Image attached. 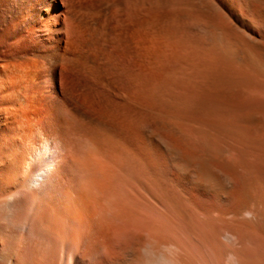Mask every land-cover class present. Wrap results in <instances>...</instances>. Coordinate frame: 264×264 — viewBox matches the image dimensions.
Masks as SVG:
<instances>
[{
    "label": "bare ground",
    "instance_id": "1",
    "mask_svg": "<svg viewBox=\"0 0 264 264\" xmlns=\"http://www.w3.org/2000/svg\"><path fill=\"white\" fill-rule=\"evenodd\" d=\"M189 52L264 77V0H0V264H264V171L139 119Z\"/></svg>",
    "mask_w": 264,
    "mask_h": 264
},
{
    "label": "rangeland",
    "instance_id": "2",
    "mask_svg": "<svg viewBox=\"0 0 264 264\" xmlns=\"http://www.w3.org/2000/svg\"><path fill=\"white\" fill-rule=\"evenodd\" d=\"M194 55L196 58L194 57ZM211 55L212 54H210V53H205L204 55L201 54L199 56L197 54H192L191 52H189L188 57H187L188 59L184 63L173 62V63H169V64H165V65L156 67V69H157L156 71L159 72L160 74L158 73L159 76L153 81L154 94L152 95L151 99H149L145 96H143L140 99V103L138 106V116H139L140 121L143 124L145 123L144 125L148 126V130L150 128H151V130L155 129V128H159L160 131H162L164 133L167 132L170 135L171 141L175 144L182 145L187 150V152L189 151L188 153L191 156H202V157H204V156L210 155V157L212 156L216 159L220 158V159H218L220 161L225 160V161L232 162L234 165V174H235L234 175V188H235L238 185L237 184V181H238L237 177L241 171L248 173L253 168L260 169L261 171H264V165H263L264 164V162H263L264 161V141H263L264 140V130H263L264 124L262 125V123H264V115H262V114H264L263 113L264 112V110H263L264 109V103H263L264 102V77L260 76L259 74H255L249 70L244 71L245 68L242 69L243 67L241 68V66H239V65L234 66V68H236V70H235L237 72L236 73L233 71L234 68L232 66V63H234V60H230L227 58V59H225V62H224L223 58H225V57H221L219 55L218 56L212 55V57H211ZM190 56H191V58H190ZM198 57H200V60ZM205 57H207V58H205ZM193 59L195 62L193 61ZM221 59H222V61H221ZM201 60H203V61H201ZM217 60H218V63H217ZM219 60H220V62H219ZM226 60H227V62H226ZM196 62H197V65H196ZM187 63H189V64H187ZM194 63L196 65V67H195ZM226 63H228V64L225 65ZM229 65H231V67ZM190 66H191V68H190ZM217 68H218V70H217ZM224 68H225V70H224ZM240 68H241V70H240ZM185 69L187 71H185ZM189 69H190V71H189ZM200 70H202L203 72ZM239 70L242 71L243 73L238 72ZM194 71H195V74H194ZM229 71H230V73H229ZM212 72H213V74H212ZM238 73H242L243 76H242V74H238ZM168 74H169V76H168ZM251 74H253V75H251ZM193 75L196 77H194ZM182 77H183V79H181ZM257 77H258V79H257ZM190 78H191V80H190ZM179 79H180L181 83H179ZM187 79H188V82H187ZM184 80H185V82H184ZM201 85H202V87H201ZM163 87H165V88H163ZM171 87H173V88H171ZM243 87H245V88H243ZM160 89H161V91H160ZM188 89H189V91H188ZM231 89H232V92L230 91ZM211 91H212V93H210ZM214 91L216 93L218 92L217 96H219V98L216 96V93ZM184 92H186V93H184ZM190 92H191V94H190ZM201 92H204V93H201ZM239 92H241V93H239ZM178 93H180V94H178ZM238 93L240 95H238ZM245 93L248 94L249 96H251V98L248 97L249 100L247 97H245V96H248ZM165 94H167V96H165ZM233 95H234V100H233ZM252 98L255 100H253ZM142 99L143 100L146 99V100L143 101ZM235 99L236 100L238 99L239 101L238 100L236 101ZM246 100H248V101H246ZM258 100H259V102H258ZM257 103L260 104L259 109H257L258 108ZM250 104H251V106H250ZM247 106H248V108H247ZM260 106L262 109H260ZM243 107H245V108L243 109ZM255 108L259 111L262 110L263 112H257L256 113ZM245 109H246V111H245ZM247 109L250 111H248ZM242 110L244 111V114H243ZM246 112H247V114H245ZM252 112L253 113L255 112L256 114L254 115ZM147 113H149V114H147ZM259 113L260 114L262 113L260 117H259ZM241 115H242V118L240 117ZM247 116H248V118H247ZM253 116H254V118H253ZM143 117H145V118L143 119ZM255 118L257 119V121L260 119L259 121L263 120V122H261V124H259V121L257 123ZM199 120H201V121H199ZM251 120H253L252 121V122H254L253 124H251ZM242 121H244V122H242ZM255 124L257 126L261 125L262 129L260 126H259L260 128L257 127V129H256ZM250 125L252 126V128L249 127ZM181 127H183V128H181ZM183 129L186 131H184ZM253 130H255V132ZM259 131H261V133ZM261 134H263V135H261ZM260 135H261V137H260ZM259 137H260V139H259ZM198 141L201 143H199ZM186 142H187V144H186ZM207 144H208V146H207ZM193 148H195V149L193 150ZM204 150H205V152H204ZM227 150H228V152H227ZM198 151H200V152H198ZM201 151L203 153H201ZM257 152H258V154H257ZM258 160H261V161L259 162ZM236 167H238V168H236ZM237 170L238 171L240 170V171L238 172ZM236 173H237V175H236ZM190 186L189 187L187 186L186 188H188V189H186V190H187V192H189L188 193L189 198L192 195L194 196V198H193V196L190 198L191 204L193 206H195V208H197V209L201 208L202 206H203L202 208L208 207L207 204L210 201L208 200L206 195L203 192H198L193 186H191L192 188ZM200 196H201V199L202 198H203V200L205 199L204 201H206V202H204L203 200H200V199L198 200V198H200ZM199 201H201V203H199ZM196 203H199V204H196ZM221 207H224V206H221Z\"/></svg>",
    "mask_w": 264,
    "mask_h": 264
}]
</instances>
